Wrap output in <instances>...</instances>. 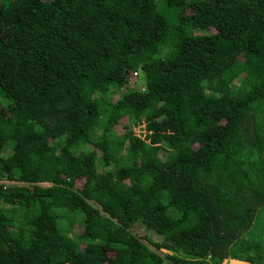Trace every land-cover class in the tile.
<instances>
[{
    "label": "trees",
    "instance_id": "1",
    "mask_svg": "<svg viewBox=\"0 0 264 264\" xmlns=\"http://www.w3.org/2000/svg\"><path fill=\"white\" fill-rule=\"evenodd\" d=\"M0 264H264V0H0Z\"/></svg>",
    "mask_w": 264,
    "mask_h": 264
},
{
    "label": "rangeland",
    "instance_id": "2",
    "mask_svg": "<svg viewBox=\"0 0 264 264\" xmlns=\"http://www.w3.org/2000/svg\"><path fill=\"white\" fill-rule=\"evenodd\" d=\"M139 73H140V72H130V73H129V77L131 78V79H130V82H135V83L141 85V84H142V79H141V77L138 75ZM123 91H124V90H121L120 92L122 93ZM115 96H116V95H114V96H112V97L115 99ZM135 229L138 230L139 232H141L139 226H135Z\"/></svg>",
    "mask_w": 264,
    "mask_h": 264
},
{
    "label": "clouds",
    "instance_id": "3",
    "mask_svg": "<svg viewBox=\"0 0 264 264\" xmlns=\"http://www.w3.org/2000/svg\"><path fill=\"white\" fill-rule=\"evenodd\" d=\"M48 185V184H47Z\"/></svg>",
    "mask_w": 264,
    "mask_h": 264
}]
</instances>
